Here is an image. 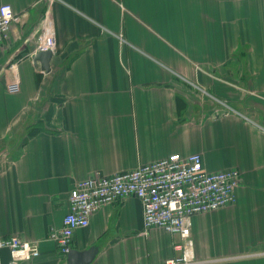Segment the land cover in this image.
<instances>
[{
	"label": "crops",
	"instance_id": "crops-1",
	"mask_svg": "<svg viewBox=\"0 0 264 264\" xmlns=\"http://www.w3.org/2000/svg\"><path fill=\"white\" fill-rule=\"evenodd\" d=\"M20 17L0 47V237L38 243L18 264H67L75 185L170 154L241 173L232 207L193 218L200 264H264V0H0ZM51 71L33 57L45 15ZM16 80L20 91H8ZM181 240L144 233L140 201L95 213L74 249L91 264H166ZM0 250V264H10Z\"/></svg>",
	"mask_w": 264,
	"mask_h": 264
},
{
	"label": "built area",
	"instance_id": "built-area-1",
	"mask_svg": "<svg viewBox=\"0 0 264 264\" xmlns=\"http://www.w3.org/2000/svg\"><path fill=\"white\" fill-rule=\"evenodd\" d=\"M20 17L11 5L0 7V47L9 39ZM56 50L55 31L48 19L42 20L35 55ZM10 93L20 91L19 82L7 85ZM241 173L235 169L209 172L200 154L183 156L175 153L160 160L141 164L132 171L103 175L93 173L78 182L69 196V211L60 228L51 229L49 241L67 257L74 249L75 233L87 228L91 217L103 207L137 198L143 209L144 233L161 229L180 238L174 245L176 257L166 264H200L194 255L191 238L193 218L232 207L237 201ZM11 252L10 264L29 261L40 255L38 243L19 236L0 237V250ZM264 256V252L257 254Z\"/></svg>",
	"mask_w": 264,
	"mask_h": 264
},
{
	"label": "water",
	"instance_id": "water-1",
	"mask_svg": "<svg viewBox=\"0 0 264 264\" xmlns=\"http://www.w3.org/2000/svg\"><path fill=\"white\" fill-rule=\"evenodd\" d=\"M54 57L53 51L40 52L33 57L35 65H39L45 73L51 71V62ZM97 256V250L92 247L88 250L79 251L73 249L67 256V264H91Z\"/></svg>",
	"mask_w": 264,
	"mask_h": 264
}]
</instances>
